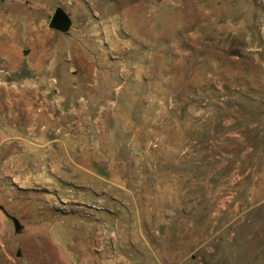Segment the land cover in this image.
Segmentation results:
<instances>
[{
  "label": "rangeland",
  "instance_id": "1",
  "mask_svg": "<svg viewBox=\"0 0 264 264\" xmlns=\"http://www.w3.org/2000/svg\"><path fill=\"white\" fill-rule=\"evenodd\" d=\"M0 205V264H264V0H0Z\"/></svg>",
  "mask_w": 264,
  "mask_h": 264
},
{
  "label": "water",
  "instance_id": "2",
  "mask_svg": "<svg viewBox=\"0 0 264 264\" xmlns=\"http://www.w3.org/2000/svg\"><path fill=\"white\" fill-rule=\"evenodd\" d=\"M49 27L60 31L62 33H68L70 27H71V19L69 15L61 8H56L51 20L49 22ZM0 210L8 217L11 219L13 225H14V230L16 232H19L21 230V225L19 221L10 215L7 214L6 210L4 209L3 206L0 205Z\"/></svg>",
  "mask_w": 264,
  "mask_h": 264
},
{
  "label": "crops",
  "instance_id": "3",
  "mask_svg": "<svg viewBox=\"0 0 264 264\" xmlns=\"http://www.w3.org/2000/svg\"><path fill=\"white\" fill-rule=\"evenodd\" d=\"M16 28L14 27V29L12 30V33H11V29L9 27H8V29H6V26H5V28H3V30L4 31L7 30V32L10 31L12 40L17 41L18 43H21L20 46L33 47L36 43V40L38 38H40L38 35H36L37 30H35L34 27H32V25L24 26L23 29H21L17 26H16ZM46 36H48V35H46ZM42 40H44L43 36L41 37V41ZM13 49H14V51H16V46H13Z\"/></svg>",
  "mask_w": 264,
  "mask_h": 264
}]
</instances>
